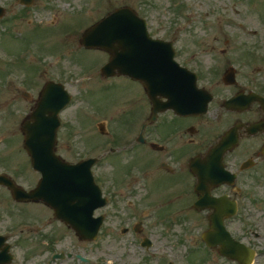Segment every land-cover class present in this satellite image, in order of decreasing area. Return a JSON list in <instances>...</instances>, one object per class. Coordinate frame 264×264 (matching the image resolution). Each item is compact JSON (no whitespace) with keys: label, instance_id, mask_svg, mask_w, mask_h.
<instances>
[{"label":"flooded vegetation","instance_id":"1","mask_svg":"<svg viewBox=\"0 0 264 264\" xmlns=\"http://www.w3.org/2000/svg\"><path fill=\"white\" fill-rule=\"evenodd\" d=\"M64 2L0 0V36L12 30L28 33V30L41 28L65 36L77 30L80 34L75 42L79 45L82 32L106 14L78 27L80 23L74 22L76 18L66 19L60 12L59 7ZM68 4L76 6L74 0ZM118 5L137 7L128 2ZM50 17L51 22L43 21ZM33 20L46 26L32 28ZM152 36L171 40L176 56L179 49V55L194 54L193 47L199 46L201 54L214 51L205 48L208 44L198 42L189 33L183 41L175 32ZM84 50L101 54L102 63L91 61V66L84 68L80 62L85 63V56L77 54L79 50L73 47L67 60L79 71L65 66V58L57 54L56 61L45 66L50 70L55 68L51 71L55 76H48L35 85L30 82L29 87L28 82L22 83V87L19 82L10 81L7 87L13 90L11 96L20 95L25 101L23 118L33 111L40 89L49 82L63 84L72 95L69 104L58 114L55 154L69 163L93 159L94 181L108 200L105 207L93 212L94 217L103 216L99 233L91 241L81 240L64 220L55 216L54 207L59 202L18 201L10 189L0 183V264H97L98 242L103 231L105 236H110L112 217L118 220L117 226L133 234L134 240L129 243L139 244L142 253L151 258L156 257L151 249L158 252L161 247H169L174 249L170 254L175 259L179 260L177 251L183 248L181 254L185 256L179 257L194 261L198 257L187 250L193 249L196 243L206 253L213 251L214 259L238 264L219 254V245L209 247L202 240L203 232L213 231L211 215L217 212L223 215L222 224L231 238L254 251L253 263L264 264V104L258 96L247 100L251 92L264 97V59L260 63H241L240 59L233 62L234 82L231 83L222 80L224 70L231 66L228 60L216 66H198L199 86L207 90L205 93L211 100L205 113L194 115L178 114L170 108L154 112L139 80L117 73L108 77L102 75L100 68L109 54L102 50ZM219 51L228 52L226 49ZM44 70H40L42 74ZM80 72L87 73L88 80H83ZM88 81L90 86L86 90L85 86L83 93L73 89ZM94 89L108 92V106L99 108L88 104L91 99L88 93L93 90V97L97 91ZM236 94L238 100L226 105L225 102ZM79 97L81 105L77 108L76 120L71 123L65 112ZM158 101L161 104L166 99L158 96ZM22 119L12 130L17 136V139L12 137L14 147L7 145L10 149L5 154L0 153V174L8 175L14 183L30 190L36 186L40 173L30 166L23 150ZM89 123L93 133L82 152L77 149V137L87 132L85 126ZM232 128L231 145L221 154L212 153V147ZM8 137L0 138V143ZM17 154L23 160L15 161ZM199 179L206 180L201 192L196 190ZM142 190L145 192L141 193ZM33 206L41 209L38 211ZM154 232H158L157 239ZM144 237L150 239L149 247L141 245ZM152 237L161 245L156 246ZM125 247L128 252L129 245ZM238 254H241L240 249ZM79 255L86 260H81Z\"/></svg>","mask_w":264,"mask_h":264},{"label":"rangeland","instance_id":"2","mask_svg":"<svg viewBox=\"0 0 264 264\" xmlns=\"http://www.w3.org/2000/svg\"><path fill=\"white\" fill-rule=\"evenodd\" d=\"M64 1L65 2L59 7L60 12L64 14L66 19L68 17L76 18V20L73 21H78V23H80L78 27H83L84 23L97 19L101 17L102 14H107L106 12L110 10V8L126 2L144 8L143 11L145 12H141L140 14L145 16L149 21L152 34L160 35L164 31L167 33L178 28L181 24H185L182 26L186 27L184 30L186 34H195L198 39H203V42L208 44L206 48L214 50L216 53L214 57H210L209 54H201L200 47H193L196 57L191 56L188 52L186 54L184 53L180 58L181 61L195 68L198 65L197 61H200L204 65L215 66L218 61L220 63L222 59H225L224 56L218 53L220 48H229L231 52L229 56L236 55V59H240L241 63H249V61H252V63H260L262 61L257 59L255 55H251V52L256 51L260 55L264 52V0H177L176 4L172 6H169L167 0H145V2L144 0H74L76 6L73 7L68 4V1L73 0ZM176 7H178L179 10H175L174 8ZM180 10L182 11L178 14ZM184 14H186V16L182 17ZM43 21L51 22L52 18L43 19ZM43 24L44 23H38L37 20H33L31 26L32 28L40 25L46 26V24ZM27 26H30V24ZM41 29L36 31L28 30V33L12 30L9 34L0 36V51L3 57L4 55L7 57L12 55L15 56L16 60L15 64L9 63L10 67H5L4 64L0 65V138L7 135L9 136L8 139L5 138L4 141L0 143L1 154H5L6 151L10 149L7 145L14 147L11 145V142L13 139H17V136L12 134V130L17 128V123L23 118L26 107V103L20 95L17 97L11 96L12 94H10V92L13 90L7 87L5 83L14 81L17 84V82H19V85L24 87L22 83L28 82L29 87L30 82L31 85H35L38 81L41 83L48 76H55V74L51 72L52 70H56L55 68L50 70L45 67L48 66L50 62H55L57 59L56 56H47L48 50L54 51L57 49V51L53 53L56 55L60 54L61 59L65 58V66H69V68L75 67L76 72L79 71L78 67L71 65V62L69 63L67 60V55L70 56V49L74 47L80 50V52H78L80 56H85L86 53H83V49L75 42L76 37L80 34L76 33L77 30L69 31L70 33L65 36L64 33H61L60 35L64 36L62 37L53 34L48 28ZM10 37H12V39ZM184 38L186 39V36L183 37V39ZM225 38L230 42L229 45L224 43ZM189 49L190 48L187 50ZM27 53L29 54L26 55ZM86 56L88 57H85V64L80 63L84 68L85 65L88 67L91 66L89 65L91 61L95 63L100 60V64L103 61V57L98 53L88 52ZM233 61L236 62L235 60ZM43 69L45 70L42 74L40 70ZM90 81L78 85V88L72 87L83 93L84 91L82 89L85 86V90L88 89ZM22 89L26 90V88ZM94 90L97 91L93 93V97L91 93L93 90L88 93V96L91 98L88 104H95L99 108L108 106V92L100 89ZM33 92L34 91H32V93ZM15 97L17 99H12ZM81 97H79L78 101L73 103L65 112V117L68 121H71V123L72 120H76L77 108L81 105L79 101ZM17 108L20 109L19 112H17ZM84 110L87 111V109ZM103 111L106 112L105 109ZM85 130L87 131L86 133H82L81 136L77 137L79 144L77 149H82V152L84 151L83 149L87 143L88 137L93 133L91 123L86 124ZM14 160L19 162L23 159L20 154H17ZM26 182L29 183L27 180ZM144 192V190L141 191V193ZM37 208L38 211L41 209V207L33 206V209ZM117 222L118 220L112 217L113 230L109 233V237L105 236L104 231L101 233V240H99L101 246L99 245L97 247L98 264H109V262H111V264H167L165 260H167V258H172L170 252L174 249L169 247H161L158 252L151 249V253L153 252L152 250L156 252L155 258L149 257L148 254L144 255L141 248L139 249V244L135 243L136 245H134L129 243V241L134 240L133 234L129 232V234L127 232L121 233L119 231V226H117ZM154 236L157 239L158 232H154ZM153 240L156 246L161 245V243H157L154 238ZM126 245L130 247L128 252H126ZM194 246L193 248L195 249H193V252L195 250L199 252L197 255L198 258L194 260V262H185L179 257L183 252V248H180L179 251H177L180 254L179 256L177 255L180 262L176 264H197L196 262L200 264H233L231 262L218 261L214 259L216 257L212 254L213 251L209 250L212 253H206V251L196 243ZM105 248H108V250L110 249V253L107 255H105ZM187 251H189V249ZM126 253L129 255L126 256ZM149 258L152 261L149 262ZM204 258H206V260H204Z\"/></svg>","mask_w":264,"mask_h":264},{"label":"water","instance_id":"3","mask_svg":"<svg viewBox=\"0 0 264 264\" xmlns=\"http://www.w3.org/2000/svg\"><path fill=\"white\" fill-rule=\"evenodd\" d=\"M127 15L131 18L130 20H128L129 24H127V21H122V17ZM133 18H135V14L127 8L117 9L107 17L103 18L98 25L100 27L105 26L103 30V36L105 37L101 38L100 42H106L111 38L117 39V35L123 34L127 31H132L131 24L133 23ZM127 26L128 28L123 30V28ZM136 32L141 33L142 36H140V38L146 42L147 35L145 25L141 24V29L137 30ZM89 33L90 31L88 30L86 34H84V37ZM84 40L85 39H83V41ZM118 40L119 39H117L116 41ZM84 43L86 45H89L87 40ZM100 47H102L103 49H109L105 46ZM132 48L135 50L125 52V50L122 48L123 50L119 51L118 53L112 54L110 57V62L105 65L102 71L111 74V69L116 66H121V64H125L127 62L131 65L133 64L136 66L137 64L144 65V69L134 70L133 68V70H125L121 71V73L132 75L137 79H145L144 87L151 100L155 99V95L158 93H161L164 96L166 95L169 98L170 107L176 108L177 111H183L185 109H188L189 111H192V109H202L203 105H205V103L207 104V100L203 102L198 98L199 92H197L196 88L195 75L188 72L185 68L180 67L179 64L173 60V52H170L169 54H157L152 51L154 48H151L148 45H145L143 47L136 46ZM147 48L151 50L146 51L145 49ZM136 50L138 51L135 53ZM121 61L124 62L121 63ZM52 87L51 85L46 84L41 91L39 100L37 102V107L31 115V118L34 119V123L32 125H28L24 130V147L31 157L33 167L40 171H45L47 167L49 169L54 168L53 163H50L48 166L46 165V157H49V159H53L54 157L53 148L55 145V128H51L53 127V124H45V121L47 119L52 123L54 122V113L56 112V102L53 103V98L48 94L49 90ZM164 89L167 90L168 93L161 92V90ZM186 92L188 95H186ZM60 103H62V101ZM45 112H50V116L48 118L44 116ZM220 144L222 143L220 142L218 146H220ZM60 166L61 170L63 168V172L58 177L56 175L55 178L52 177V174H45L43 179H41V181L39 182V186L36 190L27 193L20 190L15 191L13 189V193L15 195L21 196L23 200H26L25 197H30L28 195H31L33 193L41 195L44 185H49L51 183L57 184L59 182L65 194L76 197L75 199H70L72 201L79 199L81 201H89L92 203V209L105 203L104 200L100 201L99 199L100 191L93 184L92 178L89 173L88 161L77 165H66L61 162ZM30 199L37 200L39 198L32 196ZM84 216L85 214L82 213L81 218L83 219ZM63 218L66 219L64 216H62L61 219ZM214 219L215 228H217L219 218H217L216 216ZM64 221L68 223V220ZM70 225L74 230H76L78 234H80L81 238L83 239H91L97 232V227H92L90 233L84 234L82 232V228L79 225L75 226L73 225V223H71ZM213 233L216 234L217 232ZM222 244L223 247H221L219 250L221 254L230 257L231 259L238 258V255L236 254V250L238 251V248L235 245L230 243L227 239H224ZM247 263L248 259H243V261H240V264Z\"/></svg>","mask_w":264,"mask_h":264}]
</instances>
